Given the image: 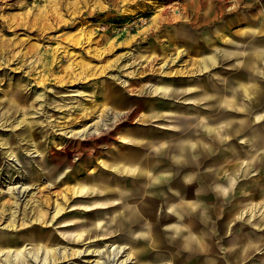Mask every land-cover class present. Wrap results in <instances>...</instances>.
Returning <instances> with one entry per match:
<instances>
[{
  "label": "rangeland",
  "instance_id": "1",
  "mask_svg": "<svg viewBox=\"0 0 264 264\" xmlns=\"http://www.w3.org/2000/svg\"><path fill=\"white\" fill-rule=\"evenodd\" d=\"M4 42L0 245L33 251L41 235L68 251L112 244L98 264L264 263V0H0ZM36 47L40 64L17 56ZM92 121L100 134L83 138Z\"/></svg>",
  "mask_w": 264,
  "mask_h": 264
},
{
  "label": "bare ground",
  "instance_id": "2",
  "mask_svg": "<svg viewBox=\"0 0 264 264\" xmlns=\"http://www.w3.org/2000/svg\"><path fill=\"white\" fill-rule=\"evenodd\" d=\"M158 6H160L161 7V4H158ZM172 11H173V13L177 16V17H180V15H181V11L179 10V8H173L172 9ZM129 12H131V10H129ZM131 13H133V12H131ZM90 38H91V36H89V37H87V41H89L90 40ZM82 42V39L79 37V39H77L76 41H75V43H81ZM7 43V42H6ZM13 48V47H12ZM12 48H10V46L8 45V44H5V42L4 43H2V45H1V47H0V50H1V52H7V51H11L12 50ZM57 48H58V46H57ZM33 49V48H32ZM39 50H37V47L36 48H34L33 50H29V51H23L22 49H20L19 50V52H17L18 53V57L20 56V55H22V56H27L26 54L28 53V52H32L33 51V53H35L36 55H35V61L38 63V64H40L39 62V58L37 57V56H39L38 55V53L40 52V48H38ZM59 49V48H58ZM65 49V48H64ZM68 49L66 48L65 49V51H67ZM57 51V50H56ZM76 55V53H73V56H75ZM228 55H226V56H224V57H227ZM76 58V57H75ZM208 58H210L211 60H214V57L213 56H208ZM38 59V60H37ZM51 60V64L53 63V64H55L56 63V61H57V56H53V58H51L50 59ZM42 62V61H41ZM70 65V68L71 69H75V67H76V64H75V62L74 61H72V62H70L69 63ZM202 65H205V64H202ZM53 67V66H52ZM73 72H76L77 74H79V76L80 75H83L86 71H83V70H81L80 69V71H73ZM39 76V78L40 79H38L37 81H36V83H46L47 82V80H48V75H46V76H44V73H42V74H39L38 75ZM35 79V78H34ZM243 83V82H242ZM241 83V85H242V88L243 89H245V88H247V85L246 84H242ZM239 86V85H238ZM157 89V87L156 88H154V90H156ZM107 109V111H109L110 109H109V107H107L106 108ZM125 111L122 113V111H119V112H117L116 111V113H115V116H114V118L113 119H110V122H112V123H117L116 121H118V118H120V117H123V116H125ZM140 117L141 118H145L146 117V115H144L143 113L142 114H140ZM93 118V117H92ZM97 125H99L98 124V122L97 121H92V123H91V126H87V127H85V129H82V130H78V133L80 134V135H82L83 136V138H86V139H89V138H92V137H95V136H98L99 134H100V128L99 129H97L96 127H97ZM103 125V124H102ZM27 133H28V135H32V132L30 131V129H29V124H28V126H27ZM66 131V130H65ZM81 131V132H80ZM37 150V149H36ZM53 150V149H52ZM125 167V169L126 170H128L129 172H133V173H141L142 172V170H141V168L139 167V165H137V168H136V166H134V167H131V166H129V165H124L123 166V168ZM46 185L47 186H49V185H52V182H51V180L49 179V178H46V184H45V186L43 187V188H41V190H43L45 187H46ZM148 189V188H147ZM7 190H10L13 194H16L15 193V187L14 186H12V185H9L8 187H7ZM33 198H35V197H33ZM40 198H36L35 199V201L34 202H37L38 200H39ZM248 206V205H247ZM249 207V206H248ZM251 207L254 209V207L251 205ZM244 209V208H243ZM256 209V208H255ZM256 210H258V209H256ZM247 211V210H246ZM245 211V212H246ZM253 211V210H252ZM251 211V212H252ZM244 212V211H243ZM251 212H250V214H251ZM262 212H264V211H262ZM248 213H249V210H248ZM254 213V212H253ZM241 214H243V213H241ZM249 214V215H250ZM254 215V214H253ZM245 216V215H244ZM249 219V218H248ZM234 220V219H233ZM250 220V219H249ZM229 221H231V220H229ZM7 226L9 227H11V226H13V224L11 223V222H9V223H7ZM226 232V231H225ZM76 235H78L77 233H75ZM33 239H35V241H36V249H41V250H43L44 249V252H45V258L42 260V264H48V263H51V262H55V261H57L58 262V260H63V259H65L69 254L70 255H78V254H81V255H83V256H86L87 258H86V263H84V264H94V261H95V264H98L101 260H103V259H106L107 257H109V255H110V253L111 252H113V251H111V245L112 244H106L103 248H101L100 246L98 247V245H90V246H87V247H85L84 249H82V250H77V249H73V248H70V251H68L67 250V247L66 246H62V248L61 247H58V245H56L55 243L56 242H54L53 241V239L52 238H50V237H46V238H44L43 236H41V235H38V236H34V238ZM240 244V243H239ZM253 245V244H252ZM257 245V244H256ZM118 247H117V250L115 251V254H123V252H125V250H124V246H119V245H117ZM259 246V245H258ZM230 247V246H229ZM114 248H115V246H114ZM244 248V247H243ZM36 249L35 250H30V249H26V247H24V246H21V243L19 242V241H14L13 243H7L6 245H0V252H3V251H5V250H7V252H8V256H9V254L11 253V252H14V254H13V256H14V258L11 260L12 261V263L13 264H27L28 262V260H27V254L28 255H30L31 254V256L32 257H34V256H36V254H37V251H36ZM256 249H258V248H256ZM244 251V250H243ZM89 255L90 256H93V255H97L98 257H96V258H94V259H89ZM124 256H126L124 259H122L121 261H115V263L114 264H120V263H122L124 260H127V259H129V257H130V253L129 252H126L125 253V255ZM9 259L5 256V258H1V262H0V264L1 263H3V264H5V261H8ZM109 263H111V262H109ZM76 264V263H75ZM262 264H264V263H262Z\"/></svg>",
  "mask_w": 264,
  "mask_h": 264
},
{
  "label": "crops",
  "instance_id": "3",
  "mask_svg": "<svg viewBox=\"0 0 264 264\" xmlns=\"http://www.w3.org/2000/svg\"><path fill=\"white\" fill-rule=\"evenodd\" d=\"M142 107V106H141ZM140 107V108H141ZM149 108H152L153 109V114H152V118L155 116V107H153V104H151L150 105V107ZM139 111H140V109H139ZM147 116L149 115V113L148 114H146ZM146 118V117H145ZM181 148H183V145H182V147L180 146L179 147V149L181 150ZM185 152V151H184ZM181 155H184V153H180ZM123 166L124 165H122V167L121 168H119V170L121 171V172H129L128 170H126L125 169V167L123 168ZM136 168H137V166H136ZM142 172H145V175L142 173ZM142 172L141 173H133V174H131L132 176H139V178L141 177V176H143V177H146L147 179H148V181L150 180V179H152V177L149 175V174H151V175H153L155 172L154 171H150V170H142ZM147 172H149V173H147ZM150 172H152V173H150ZM183 172V171H182ZM148 174V175H147ZM164 176H165V179L166 178H168L169 176H173V173L172 172H168V171H165L164 172ZM147 184H148V186H147V188L148 189H151V188H153L154 186H155V183L154 182H152V181H149V182H147ZM106 188V187H105ZM147 188L144 190V191H147ZM143 193V192H142ZM144 194V193H143ZM136 207H137V205H136ZM138 211H139V209L137 208L136 209V211H134L133 213H129L130 214V216H133V215H135V216H137V214H138ZM124 213V211H121V214H123ZM123 217H124V215H123ZM120 218H122V215H121V217ZM187 232H188V234H187ZM185 234H186V237L180 242V245H182V246H188L189 244L190 245H193L195 242H196V237H195V235L194 236H192L191 235V233L189 232V231H187L186 230V232H185ZM152 244H151V246H155V237L153 238V241L151 242ZM146 251H148V248L146 249Z\"/></svg>",
  "mask_w": 264,
  "mask_h": 264
}]
</instances>
